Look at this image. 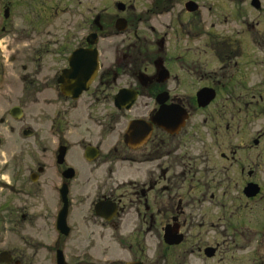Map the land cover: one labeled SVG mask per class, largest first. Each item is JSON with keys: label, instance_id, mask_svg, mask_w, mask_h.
I'll return each instance as SVG.
<instances>
[{"label": "flooded vegetation", "instance_id": "flooded-vegetation-1", "mask_svg": "<svg viewBox=\"0 0 264 264\" xmlns=\"http://www.w3.org/2000/svg\"><path fill=\"white\" fill-rule=\"evenodd\" d=\"M76 2L88 14V32L71 33L76 46L69 55L95 48V77L72 98L59 81L69 55L50 78L21 75L19 91L31 97L26 104L52 90L61 99L43 98L56 107L35 130L16 126L24 103L0 118V149L9 154L0 153V177L22 170L32 185L45 174L56 179L43 188L52 204L41 216L54 234L46 250H6L8 264H34L35 256L43 264H264V0H144L137 16L125 0L100 13L96 0ZM25 6L33 10L32 0H0V89L9 98L16 81L5 74L4 38L12 35L4 47L23 48L27 61L34 49L52 45L32 38L48 23L45 6L20 27L25 41H17L11 23ZM127 29L134 40L124 36ZM118 36L103 70L98 40ZM82 97V114L58 107ZM19 132L32 139L26 160L16 154ZM74 149L83 168L67 158ZM50 154L55 169L46 164ZM36 189L26 195L43 191ZM61 213L64 223L57 224ZM102 242H115L119 259L109 260L112 245Z\"/></svg>", "mask_w": 264, "mask_h": 264}, {"label": "rangeland", "instance_id": "rangeland-1", "mask_svg": "<svg viewBox=\"0 0 264 264\" xmlns=\"http://www.w3.org/2000/svg\"><path fill=\"white\" fill-rule=\"evenodd\" d=\"M60 0H32V9L30 10V6H25L18 11V14H15V20L12 21L11 24L16 25L17 31V41H25V39H21L22 33L20 32V27L25 26L30 17L37 18L43 7L45 6L46 11L48 13V23H46V27L41 28L39 32H35L32 35L33 41L40 43H51L52 45L48 50H33V58L30 61L25 59V56L22 54L25 53V50L21 47L16 51L13 50L14 47L10 48L4 47L6 44H12L10 37L12 35H7L2 41L1 48L3 49V53L5 54V74L8 79L15 80L16 86L13 88L12 97H8L4 92L0 89V118L6 117L4 113L5 110L15 104L21 105L22 103L26 104L27 101L31 99V97H26L24 94L21 95L19 89L20 84L17 82L18 78L24 74L30 75H38L36 78L39 81L44 80L45 78H50L53 74L58 73L63 67L66 66V58L69 53L76 46L75 41H71V33L75 34V37L82 36L88 32V25L84 24V18L88 15L84 8L77 6L76 0H61V7L63 4L66 5L65 10L62 12L58 9V3ZM65 1V2H64ZM90 0H87V5ZM97 1V11L100 13L104 9L106 11L112 9V5L117 0H96ZM132 2L135 5V15H139V11L145 10V6L148 3L144 2V0H125ZM84 6V5H83ZM58 9V12H54ZM22 11V12H21ZM85 16V17H84ZM15 22V24L13 23ZM135 24V23H133ZM140 25V24H139ZM132 29H127L126 34L124 36H130L129 41L134 40V37L131 33ZM105 37V35H104ZM123 36H118L113 39H99L97 48L99 51V59L102 65V68L106 67L107 63L111 61L113 58V54L111 49L108 48V45H111L112 41L119 42ZM63 42L64 44H61ZM14 46V45H13ZM19 47V46H18ZM11 50L16 51L17 58L16 60H11L12 53ZM262 58L261 53H259V58ZM261 60L259 59L258 66L254 69L260 73L262 67L259 64ZM26 67V68H25ZM260 75L258 74V78ZM86 97V96H85ZM49 98L51 101L56 102L57 99H61L58 96L57 92L54 90L48 91L44 94H40L35 98L34 103H27L23 108V115L15 122L18 129H24L30 127L32 129H38L42 127V123L47 122L51 119L52 111L56 104L45 105L43 102L44 99ZM59 105L63 107L67 106H76V109L81 112V114L85 110L84 106V97L80 98L78 101H70V103H59ZM60 106V107H61ZM59 107V108H60ZM50 111L51 114H47ZM10 118V117H9ZM49 118V119H47ZM10 120V119H9ZM13 120V119H12ZM5 132V127L0 125V135H3ZM32 139L29 137H24L21 135V132L17 134L16 140V154L19 155V158H23L26 160V149L27 144L31 142ZM5 148L0 149V153L5 151ZM80 152L79 149H74L71 151V155L67 156L69 158L70 164L74 167L83 168L84 164L81 163V158L77 157V153ZM38 153V152H35ZM79 154V153H78ZM5 157H8V152H4ZM50 159L45 158L46 164L51 169H55V162H53L52 156L50 154ZM3 160V158H1ZM103 159H99L97 161L98 168L104 169L102 165ZM117 173L116 177L121 179L122 176V164L120 162H116L114 165ZM53 170L52 172H54ZM5 174V173H4ZM29 171H19L18 174L13 177L14 174H5L4 178L0 177V252L2 250H7L10 253L14 254V252L22 251L27 253V255H31L33 250L42 249L46 246L48 242L49 234H53L47 226V221H45L43 214L44 209L49 208L50 198L49 196H45L44 187L48 184V180L50 182H54L55 177L50 178V174L47 177V174L40 177L38 183L32 185L29 180ZM9 181L13 184L11 189H6V182ZM81 181L78 179L76 182ZM5 185V186H3ZM31 189L33 191L38 190L36 188L42 189L43 191L35 192L36 196L33 194L31 197L27 196V190ZM76 197V194L73 195ZM43 200V202H41ZM1 204L3 205L1 207ZM28 206L27 210H21L22 207ZM30 213L26 221H22L21 214ZM30 216V217H29ZM48 229V230H47ZM129 230V229H128ZM125 231H127L125 229ZM54 235V234H53ZM106 244L112 245L111 251H109V260H116L120 257L118 255L122 254V249L113 243L102 242L101 246H105ZM35 246V247H34ZM43 252L46 249H42ZM100 251V249H99ZM42 254V253H41ZM100 255V254H99ZM115 257V259H114ZM34 264H43L41 258L39 256H35L33 258ZM0 264H6L0 262Z\"/></svg>", "mask_w": 264, "mask_h": 264}, {"label": "water", "instance_id": "water-1", "mask_svg": "<svg viewBox=\"0 0 264 264\" xmlns=\"http://www.w3.org/2000/svg\"><path fill=\"white\" fill-rule=\"evenodd\" d=\"M97 69L98 54L95 48L74 50L68 57V68L62 71L59 78L62 83V93L77 98L83 90L87 89L88 83L95 77ZM59 223H64V213L60 214L57 224ZM11 259L9 252L5 250L0 252V262L10 263Z\"/></svg>", "mask_w": 264, "mask_h": 264}]
</instances>
